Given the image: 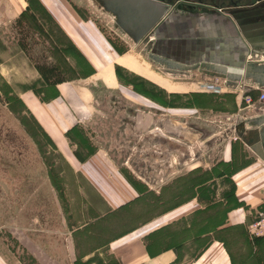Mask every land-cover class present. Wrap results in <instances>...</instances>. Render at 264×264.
<instances>
[{
	"label": "crops",
	"instance_id": "obj_1",
	"mask_svg": "<svg viewBox=\"0 0 264 264\" xmlns=\"http://www.w3.org/2000/svg\"><path fill=\"white\" fill-rule=\"evenodd\" d=\"M40 1L92 72L58 83L49 101L28 88L20 98L99 198L97 217L130 209L151 191L169 195L167 188L175 189L170 201L156 204V213L108 241L118 263L264 264V237L253 240L247 232L264 207V113L244 102L247 94L257 98L264 91V41L250 42L234 17L189 10L165 14L154 38L143 36L146 56L119 53L67 0ZM142 7L145 16L155 14ZM8 18L0 15V33ZM149 51L158 62L154 74ZM118 67L136 72L148 87L152 83L157 97L128 90ZM189 73H200L221 91L198 89V79L185 78ZM119 93L141 101V107L108 106ZM185 93L191 101L183 105L177 97ZM171 95L172 103L167 101ZM122 111L132 115L131 121L117 117ZM90 129L94 149L79 157L74 138ZM227 182L232 204L224 191ZM0 264H9L2 253Z\"/></svg>",
	"mask_w": 264,
	"mask_h": 264
},
{
	"label": "rangeland",
	"instance_id": "obj_2",
	"mask_svg": "<svg viewBox=\"0 0 264 264\" xmlns=\"http://www.w3.org/2000/svg\"><path fill=\"white\" fill-rule=\"evenodd\" d=\"M67 1L80 17L99 26L119 53L147 55L142 51L147 41L143 25L125 0ZM0 15L9 17L0 33V253L9 264H119L107 249L108 241L156 213V204L170 201L175 189L168 187L169 195L151 191L130 209L98 218L99 198L57 152L20 98L30 87L49 95L56 81L76 80L90 71L74 52L62 50L69 44L64 31L36 1L0 0ZM233 17L246 31L253 30L247 35L250 42L264 41V30L257 31L264 27V18L253 11H239ZM155 29L156 25L149 31L151 40ZM148 57L154 74L157 59L152 51ZM68 65L84 73H71ZM162 71L174 75L169 69ZM117 74L128 90L157 97L152 83L148 87L136 72L118 67ZM184 76L193 82L198 79V89L206 90L210 84L200 73ZM125 94H117L107 105L141 107V101ZM189 96L185 93L177 99L186 105ZM173 100L172 95L167 97ZM117 117L124 122L132 119L124 111ZM93 137L91 129L77 132L76 152L86 156L93 151ZM226 185L232 204L233 188L231 183Z\"/></svg>",
	"mask_w": 264,
	"mask_h": 264
},
{
	"label": "flooded vegetation",
	"instance_id": "obj_3",
	"mask_svg": "<svg viewBox=\"0 0 264 264\" xmlns=\"http://www.w3.org/2000/svg\"><path fill=\"white\" fill-rule=\"evenodd\" d=\"M165 4L168 13L189 10H216L233 17L236 12L253 11L257 18H264V0H154ZM143 6L145 4H142ZM146 6V5H145ZM151 11L155 12L152 8ZM264 30V27L257 28ZM246 31V30H245Z\"/></svg>",
	"mask_w": 264,
	"mask_h": 264
},
{
	"label": "built area",
	"instance_id": "obj_4",
	"mask_svg": "<svg viewBox=\"0 0 264 264\" xmlns=\"http://www.w3.org/2000/svg\"><path fill=\"white\" fill-rule=\"evenodd\" d=\"M207 89L214 92L221 91V87L214 84H209ZM255 90L261 91L260 88H256ZM244 102L246 108L258 112L260 110L264 113L263 107H260V105H264V91H261L257 98L252 94H247L244 98ZM247 232L253 240L264 237V207L258 212L256 218L247 226Z\"/></svg>",
	"mask_w": 264,
	"mask_h": 264
},
{
	"label": "water",
	"instance_id": "obj_5",
	"mask_svg": "<svg viewBox=\"0 0 264 264\" xmlns=\"http://www.w3.org/2000/svg\"><path fill=\"white\" fill-rule=\"evenodd\" d=\"M125 2L126 4H129L133 8H135L136 17L138 18V20H140L141 22L140 24L141 26L143 25V28H144L143 36L149 33L151 28H153L155 25L157 27V25L164 18L167 12V6L165 4L157 3L154 0H125ZM139 3L140 5H138ZM142 4L149 6L151 9L153 8L155 10V14L153 15L151 14V16L149 15L145 16L143 13V10H145V8L142 7ZM243 29L245 30V28ZM251 32H248V34H251Z\"/></svg>",
	"mask_w": 264,
	"mask_h": 264
},
{
	"label": "trees",
	"instance_id": "obj_6",
	"mask_svg": "<svg viewBox=\"0 0 264 264\" xmlns=\"http://www.w3.org/2000/svg\"><path fill=\"white\" fill-rule=\"evenodd\" d=\"M34 1H36L40 6H41V8L43 9V10H46L45 9V7L41 4V2L39 1V0H34ZM25 14V11L23 12V15ZM49 16V15H48ZM50 17V16H49ZM51 18V17H50ZM54 21V20H53ZM63 35L65 36V38L67 39V41L69 42V44H68V46H66L65 48H62V50L63 51H66V52H74L79 58H81V60L84 62V64H85V67L86 68H88L89 69V73L87 74V73H85L86 75H89L91 72H92V68L90 67V65H89V63L87 62V60L84 58V56L76 49V47L71 43V41L69 40V38L66 36V34L65 33H63ZM55 50H56V48H55ZM67 69H68V71L69 72H71V73H75V72H78V73H81L82 71H75L74 69H73V67L72 66H70V65H68V67H67ZM82 73H84V72H82ZM73 80V78H67V79H61V80H58V81H56L55 83H54V88H53V92L51 93V94H49V95H41V93L42 94H44V92L43 91H40V90H37L36 88H28V89H31V90H33L34 92H35V94H37L39 97H40V99L42 100V101H49V100H51V99H53L55 96H56V94H57V89H56V85L58 84V83H60V82H63V81H72ZM40 127V126H39ZM41 128V127H40ZM47 136V135H46ZM50 140V139H49ZM51 141V140H50ZM79 157H81V155H79V154H77ZM198 180V183L201 181L199 178L197 179Z\"/></svg>",
	"mask_w": 264,
	"mask_h": 264
}]
</instances>
